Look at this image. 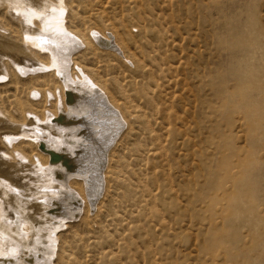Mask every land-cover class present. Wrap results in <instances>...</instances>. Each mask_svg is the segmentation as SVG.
<instances>
[{"label": "rangeland", "instance_id": "obj_1", "mask_svg": "<svg viewBox=\"0 0 264 264\" xmlns=\"http://www.w3.org/2000/svg\"><path fill=\"white\" fill-rule=\"evenodd\" d=\"M69 5L86 40L65 54L69 78L88 73L125 122L103 111V190L59 226L52 262L264 264V0ZM29 66L0 78V112L19 123L63 103V76Z\"/></svg>", "mask_w": 264, "mask_h": 264}, {"label": "bare ground", "instance_id": "obj_2", "mask_svg": "<svg viewBox=\"0 0 264 264\" xmlns=\"http://www.w3.org/2000/svg\"><path fill=\"white\" fill-rule=\"evenodd\" d=\"M70 2L0 0V78L25 72L29 63L54 68L63 76V103L54 104L49 116L30 114L19 123L0 112V264H54L59 226L80 213L85 195L95 202L103 190L107 150L115 139L103 137V111L113 117L115 131L125 122L103 86L88 73L81 70L77 79L69 78L65 54L71 56L79 41L86 43L66 23ZM102 36L111 49L116 47L110 37ZM19 137L36 144L35 155L13 143Z\"/></svg>", "mask_w": 264, "mask_h": 264}]
</instances>
